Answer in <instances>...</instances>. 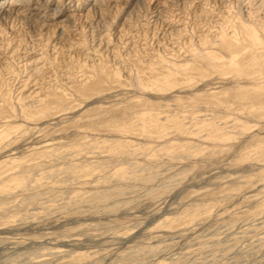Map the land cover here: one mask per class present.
Segmentation results:
<instances>
[{"label": "rangeland", "instance_id": "1", "mask_svg": "<svg viewBox=\"0 0 264 264\" xmlns=\"http://www.w3.org/2000/svg\"><path fill=\"white\" fill-rule=\"evenodd\" d=\"M14 1L0 264H264V0Z\"/></svg>", "mask_w": 264, "mask_h": 264}, {"label": "bare ground", "instance_id": "2", "mask_svg": "<svg viewBox=\"0 0 264 264\" xmlns=\"http://www.w3.org/2000/svg\"><path fill=\"white\" fill-rule=\"evenodd\" d=\"M12 1L15 2L14 0H11V2H12ZM249 1H250V0H249ZM251 1H255V0H251ZM260 1H261V0H260ZM262 2H264V1H262ZM262 2H261V3H262ZM0 4H1V2H0ZM10 5H11V4H10ZM11 6H12V5H11ZM9 9H10V8H9ZM7 10H8V9H7ZM1 11H2V12L4 11V10H2V7H0V12H1ZM5 11H6V10H5ZM256 12H257V11H256ZM256 12H255V14H256ZM3 13H4V12H3ZM8 13H9V12H8ZM251 14H252V13H251ZM253 15H254V14H253ZM259 26H260V25H259Z\"/></svg>", "mask_w": 264, "mask_h": 264}]
</instances>
